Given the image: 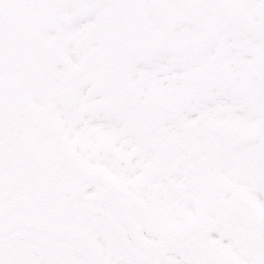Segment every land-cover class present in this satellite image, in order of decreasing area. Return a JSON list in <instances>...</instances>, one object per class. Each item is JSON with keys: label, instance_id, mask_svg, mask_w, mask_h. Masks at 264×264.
I'll use <instances>...</instances> for the list:
<instances>
[{"label": "snow or ice", "instance_id": "1", "mask_svg": "<svg viewBox=\"0 0 264 264\" xmlns=\"http://www.w3.org/2000/svg\"><path fill=\"white\" fill-rule=\"evenodd\" d=\"M0 264H264V0H0Z\"/></svg>", "mask_w": 264, "mask_h": 264}]
</instances>
